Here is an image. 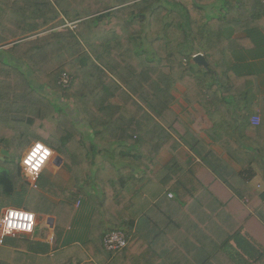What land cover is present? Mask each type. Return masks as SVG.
I'll return each instance as SVG.
<instances>
[{
  "label": "trees",
  "instance_id": "obj_1",
  "mask_svg": "<svg viewBox=\"0 0 264 264\" xmlns=\"http://www.w3.org/2000/svg\"><path fill=\"white\" fill-rule=\"evenodd\" d=\"M199 54L206 68L194 62ZM247 55L264 58V0H0V146L10 156L0 159V199L10 197L20 177V168L13 165L34 139L63 156L80 187L92 166L89 157L100 150L109 161L104 159L103 172L93 181L108 177L105 184L98 178L96 185L126 218L108 231L105 212L97 235L95 214L85 244L90 256L93 249L107 252L103 239L115 229L125 231L130 243L109 254L125 253L132 242L143 240L141 226L135 231L127 216L139 209V221L152 225L148 233L159 245L153 253L160 261L143 252L136 262L126 256L132 258L126 264H230L229 240L186 236L185 216L170 218L168 225L176 222L180 234L166 235L156 215L167 214L159 199L167 198L168 191L188 202V197L197 198L188 184L200 183L194 170L199 162L187 166L177 154L186 144L194 153L200 150L198 142L189 141L185 120L172 109L174 89L185 88V101L211 105L206 111L221 139L230 131L236 134L240 115L248 114L245 87L254 74L247 72L262 65L253 68ZM64 74L69 87L60 84ZM165 151L173 158L162 165L159 157ZM252 160L264 171L260 161ZM42 175L38 189L47 178ZM262 186L257 191L245 186L249 195L246 189L238 192L256 215L264 214ZM154 187L160 194L152 201ZM71 196L66 194L67 206ZM228 209L221 207L216 214ZM187 214H194L192 207ZM0 264L10 263L0 256Z\"/></svg>",
  "mask_w": 264,
  "mask_h": 264
},
{
  "label": "crops",
  "instance_id": "obj_2",
  "mask_svg": "<svg viewBox=\"0 0 264 264\" xmlns=\"http://www.w3.org/2000/svg\"><path fill=\"white\" fill-rule=\"evenodd\" d=\"M245 58L253 68L256 64L262 65L247 72V74H254L251 78L253 80L245 87L246 113L248 114L246 117L240 115L242 123L241 127H237L236 134L230 131L221 139L222 134L219 130L215 129L213 132L214 124L206 111V108L210 109L211 105L204 104L203 100L199 103H190L187 99L184 101L186 109L184 107L181 109L186 111V128L191 131L189 141L198 142V146L200 144L199 154L192 152L190 146L186 144V150L196 156L199 162L194 170L196 179L200 183L195 182L193 185V182H190L188 184L189 188L194 191L192 197L196 194L197 198L188 197L186 198L188 202H185L179 199L174 190L168 191L167 198L159 199L167 214L156 215V218L161 222L160 230L168 232L166 235L180 234L178 224L170 222L168 225V220L185 216L186 224H184L183 233L186 232V236H193V239L229 240L230 264H264V214H254L248 205L247 197L242 198V195L238 193L243 192L246 189L245 186L257 191L258 185L264 183L263 169L252 160L254 157L264 165L262 153L264 149V58L260 59L250 55ZM229 62L232 63L234 60L230 57ZM175 100L174 104L178 99L175 98ZM177 114L182 116L181 112ZM254 115H259L261 118L259 126L252 124L251 120ZM75 120L81 126H86L83 120L79 118ZM220 121L218 116L217 125L221 124ZM100 152V150H95L89 157L92 166L89 164L90 166L83 173L84 176L85 174L96 176L100 171L103 172L104 159L109 155L105 156ZM55 153L56 158L61 156ZM9 157L8 151L0 146V159L5 161ZM56 158L53 160V169L45 170L43 173L49 181L47 179L43 181V188L39 189L31 187L24 178L20 160V177L16 176L10 197L0 199V216L10 208L27 210L30 208L31 212L36 214L38 222L32 234L7 238L6 242L0 245V256L10 264H126L125 260L132 259L126 256L133 257L136 262L145 252L150 259L160 261L153 253L159 245L157 246L154 242L152 234L148 233V229L152 230V225L143 219L139 221L137 216L140 214L139 209H135V212H130L127 216L130 215L133 218L135 231L141 226L143 240L132 242L131 246H133L125 253L112 255L102 250V252H96L93 249L91 250L93 256H90L91 253L85 249V244L94 229L95 214L97 213L99 218L97 221L95 218V230L99 235L101 234V219L105 212L110 219L108 222L107 217L103 216L104 226L108 231L116 228L115 223L120 224L121 219L126 218V213L121 210L117 211L113 200L105 199L104 193L96 185L98 178L103 184L107 183L106 178L95 177L97 180L90 184L83 180V186L80 187L69 172L64 158L62 157L63 162L60 164L56 163ZM172 158V154L165 151L159 157L160 164L165 165ZM203 159L207 161L203 163ZM13 166L18 169L16 163ZM159 169L160 166L156 168V171ZM51 184H54L56 188ZM155 188L149 197L152 201L160 194ZM244 192H246L245 195H249V190L246 189ZM66 194L72 195L69 198L71 206L65 203ZM170 194H173V198ZM135 199L140 206L143 204L142 194H138ZM80 200L81 205L78 206ZM251 201L257 202L254 198ZM101 202H104L102 208H100ZM187 207H192L194 214L195 212L197 214L188 215ZM221 207L229 209L224 213L216 214ZM211 208H214L215 214L212 213ZM249 213H251L250 217ZM188 246L186 243V247ZM218 246L220 245H215L216 248ZM256 254L258 255L257 262H255Z\"/></svg>",
  "mask_w": 264,
  "mask_h": 264
},
{
  "label": "built area",
  "instance_id": "obj_3",
  "mask_svg": "<svg viewBox=\"0 0 264 264\" xmlns=\"http://www.w3.org/2000/svg\"><path fill=\"white\" fill-rule=\"evenodd\" d=\"M60 84L63 87H69V77L64 74L61 77ZM251 121L254 126H259L261 118L259 115H254ZM177 154L187 166H192L198 161L196 156L186 150V147L180 148ZM55 156L56 153L42 142L33 143L25 152L21 160V167L24 177L31 187L37 188L40 175L53 162ZM258 189L263 190L262 184L258 185ZM170 197L173 198V195H170ZM80 205L81 200L78 201V206ZM37 222L36 214L26 209H7L0 217V245L4 244L6 238L32 234L36 229ZM129 243L130 238L123 230H112L103 239L104 248L109 253L120 252L127 248Z\"/></svg>",
  "mask_w": 264,
  "mask_h": 264
},
{
  "label": "rangeland",
  "instance_id": "obj_4",
  "mask_svg": "<svg viewBox=\"0 0 264 264\" xmlns=\"http://www.w3.org/2000/svg\"><path fill=\"white\" fill-rule=\"evenodd\" d=\"M176 39H180V37H179V35H176V37H175ZM197 56V55H196ZM31 82H32V84H35L36 82L34 81V80H31ZM184 87L183 86H180V85H178V86H176V89H174V96H175V98L176 99H178L177 100V102L172 106V109L176 112V113H178V112H181V115L182 116H180L183 120H185L186 121V111L184 112V111H182V109H181V107H184L185 109H186V105H185V100L183 99V97H182V92L184 91ZM176 101V100H175ZM180 105V106H179ZM232 126H235L234 124H232ZM38 134V133H37ZM40 139V138H39ZM36 139H34L31 143H33L34 141H35ZM31 143L29 144V145H27V147H25L21 152H20V154H19V156H18V159L16 160V167L19 169V166H20V160H21V157H22V155L24 154V152L28 149V147L31 145ZM198 147H200V144H199V146ZM62 156V155H61ZM63 157V156H62ZM52 166H53V162L48 166V168L46 169V170H52L53 168H52ZM83 171V169H81V172ZM81 172H79V173H81ZM93 178H94V176H91V175H86L85 174V176H84V179L83 180H86V182L90 179V181L92 182L93 181ZM105 178H106V180H108V177L105 175ZM46 179H48V178H46ZM47 183H50V182H47ZM43 185V184H42ZM27 210V209H26ZM27 211H29V212H31V210H30V208H28V210ZM48 211H51V210H48Z\"/></svg>",
  "mask_w": 264,
  "mask_h": 264
},
{
  "label": "water",
  "instance_id": "obj_5",
  "mask_svg": "<svg viewBox=\"0 0 264 264\" xmlns=\"http://www.w3.org/2000/svg\"><path fill=\"white\" fill-rule=\"evenodd\" d=\"M194 62L200 66H203V67H207V63H206V60H205V57L203 54H199L197 56L194 57ZM63 162V158L61 156H58L56 158V163L57 164H60Z\"/></svg>",
  "mask_w": 264,
  "mask_h": 264
},
{
  "label": "clouds",
  "instance_id": "obj_6",
  "mask_svg": "<svg viewBox=\"0 0 264 264\" xmlns=\"http://www.w3.org/2000/svg\"><path fill=\"white\" fill-rule=\"evenodd\" d=\"M22 168V167H21ZM23 172V171H22ZM24 175V174H23Z\"/></svg>",
  "mask_w": 264,
  "mask_h": 264
}]
</instances>
